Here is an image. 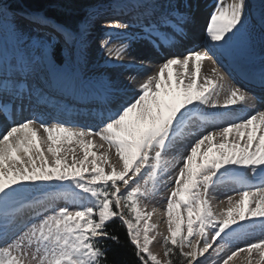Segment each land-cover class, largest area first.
<instances>
[{
  "label": "snow or ice",
  "instance_id": "1",
  "mask_svg": "<svg viewBox=\"0 0 264 264\" xmlns=\"http://www.w3.org/2000/svg\"><path fill=\"white\" fill-rule=\"evenodd\" d=\"M65 6L71 8L72 0ZM128 6L133 11L126 20L107 21L108 38L99 47L106 62L146 77L130 99L121 100V86L109 78L103 81L105 111L95 126L49 123L31 115L10 122L0 133V264H111L105 242L119 243V237L108 230L114 221L126 228L142 264H161L149 250V232L156 227L149 223L153 212L144 211L139 202L159 190L160 177L167 171L164 154L181 134L193 137L194 143L187 146L166 198L164 264H176L175 249L179 264H201L199 258L217 238L224 241L214 249L220 253L248 230L264 232V110L227 119L237 109L248 111L244 106L258 99L240 86L228 87L222 104L215 98L224 87L217 52L233 45L241 57L258 55L260 71L244 76L264 91V0L258 14L250 12L248 0H217L206 21L204 50L193 49L182 57L165 55L155 71L144 59L123 63L130 46L128 30L138 27L131 36L143 41L148 46L145 56L150 55L153 49L171 47L184 37L186 27L195 22L196 5L193 0H131ZM94 17L98 19V13H85L75 26L38 13L25 17L30 25L51 29L56 37L40 42L38 48L18 38L20 46L10 56L0 48V113L46 104L50 81L81 90L92 86L86 68L87 34L97 22ZM114 31L120 38L117 43L112 41ZM33 48L41 51L38 59ZM208 59L216 67L205 74ZM217 120H224L226 126L201 130ZM93 137L102 142V152L95 150ZM65 144L79 145L82 157L73 155L69 163L67 153L74 149H65ZM112 150L116 164L110 162ZM226 177L240 191L238 198L228 197L229 207L221 219L211 210L208 196ZM66 182L70 188L64 187ZM49 192L55 195L50 197ZM57 198L66 203H52ZM254 250L264 260V239L236 248L222 264L244 251L251 257Z\"/></svg>",
  "mask_w": 264,
  "mask_h": 264
},
{
  "label": "bare ground",
  "instance_id": "2",
  "mask_svg": "<svg viewBox=\"0 0 264 264\" xmlns=\"http://www.w3.org/2000/svg\"><path fill=\"white\" fill-rule=\"evenodd\" d=\"M179 2L183 3V0H179ZM0 3H2V0H0ZM131 3V0H116L113 3H107V4H98L93 7V12L98 13V19L97 17H94V19L100 20L98 27L95 28V31L88 32L89 35L87 36L88 41V64L86 71L92 80V86H90L86 90H81L80 88H70L65 86L62 83H57L54 81H50V87L56 86V88H59V91L62 92L63 90L67 92H71L74 96L68 95L66 96V103H59L57 107H66V108H60L61 110H64L65 113L68 115L63 116L62 113H53L49 111H44L41 108H38V110L31 109V115H40L42 119L45 121H48L49 123L53 122L54 120H60L64 121L69 125H80L76 124L74 120L77 119V117H81L84 119L85 122H88L91 118L93 120L99 121V114H94L91 117V112L85 113L83 109L87 106L88 103L93 101L90 94H95L98 96L96 103H98L99 109L104 112L105 111V91L103 88V81L108 80L111 78L115 83L119 84L120 87V93L119 98L121 100H128L132 97L134 94L135 88L139 83L143 82V79L146 77L144 76H137L135 72L127 71L125 68L121 67L119 63H108L107 57L105 55V51L102 50L99 45L100 42L106 38V33L109 31L107 28V31L104 32L103 37L98 39H92V37L95 35L96 31L99 29V24L106 22L113 18H118L120 20H126L128 18V14L133 11L132 8H130L128 5ZM193 3L196 5L195 9V22L193 24H190L185 29V35L182 39H179L175 42V44L168 48H162V49H153L151 51L150 55L145 56V50L148 47L143 41L137 40L132 38L131 34L137 32L139 29L137 26H133L131 29L128 30L129 32V43L130 46L128 48L127 54L123 57V63L127 64L130 60L136 59V60H145L146 65H151L150 71L158 70V65L163 62L164 56H179L182 57L184 54H187V52L191 51L195 47V38L201 39L202 42L208 43L206 34H205V27H206V21L208 18V14L213 10L215 4L217 3V0H193ZM224 3H231V0H224ZM248 6L250 12L253 14H258L259 11L262 8V0H255L254 2L248 0ZM92 11V10H91ZM90 11V12H91ZM13 14H6V21L3 24V26H0V48H2L6 55H11V52L14 47L20 46L18 43V38L20 41L27 42L28 46H32L28 42V39L31 38L34 40V32L37 30H40V28L30 25L28 23V20L25 18L28 16L25 12H20L16 10H11ZM28 26H32L29 28ZM92 27V26H91ZM101 27V26H100ZM105 28V29H106ZM52 31L51 29L45 28L44 31ZM21 32L23 35H21ZM98 33V32H97ZM56 35V33L54 32ZM28 35L30 36L28 38ZM40 37V35L35 36ZM120 38L116 34V32H113L112 35V41L113 43H117ZM35 42H38L35 44L38 48L39 41L35 39ZM37 48H33L32 55L36 57L37 59L41 56V51L37 50ZM217 56L219 59L220 64L226 65V66H236L239 65V63L244 60L248 59L250 61V65L253 69V72H259L262 65L260 63L259 57L253 56V57H241L238 54V49L235 45L231 47H226L225 49L217 52ZM213 66L208 67L207 74L211 73V69H213ZM240 67L236 70L241 71ZM68 70L71 71V66H68ZM234 71L233 73H236ZM135 77V79L132 80L131 83H129V78ZM239 86L242 88L247 89L250 93H252L255 97H257V100L250 101L247 105L244 107L248 109V111H237L230 116H227V119L236 120L237 118H243L249 114H252L255 110H264V91H262L259 87L255 86V82L251 81L249 79H246L244 76V73L242 75H237ZM228 79L224 78L223 82H227ZM227 88H221L219 91V95L215 98L222 104L225 98ZM55 94L53 92L48 93V102L45 104L47 109L53 110L52 106L48 103L52 100L50 99L55 98ZM59 98V97H58ZM68 102L70 105H68ZM42 105V106H45ZM110 107L114 108V105H111ZM207 111H214L211 109H208ZM220 112H224L225 110L223 108L219 109ZM20 112L12 111L8 114V120L6 118V115L3 113H0V133L5 131L6 127L9 125L12 121H22L26 117H30L31 115H21L19 116ZM105 114H107L105 112ZM82 119H80L81 122ZM196 123H199L197 118H193ZM84 122V124H85ZM90 123H86L83 126H92ZM225 125L224 120H217L215 121V124L209 123L204 129H201L202 131L211 130L213 127H223ZM38 127V126H37ZM194 130V129H193ZM41 135H43V132L41 130ZM97 145V151L102 152L104 149L99 148V145L102 143L99 138L93 137L92 138ZM229 140L231 142L232 136L229 137ZM191 143H194V138L189 137L185 134H181V137H178V141L174 148L169 150L164 154V160L167 161V171L163 173V175L160 177L159 181V190L155 192L154 194L150 195L148 198L141 197L139 202V207L142 208L144 211H146L147 207H152V209L147 210V212H153V215L149 218V223L156 225V227L153 230H157L159 234L156 237H153L151 243L153 246H158V241L156 238L164 237V234H168L167 232V223H166V217L164 216V208L166 206V198L171 191L172 186L174 185V177L176 172L179 170V167L182 166V158L184 155L187 154V146ZM65 149H74L73 151H69L67 153L68 156V162L71 163L73 155L77 159L82 157V152L80 151L79 145L77 144H65L63 145ZM104 148H107V145H104ZM91 159V157H89ZM110 162L116 164L117 157L115 156L114 150L110 152ZM169 165V166H168ZM90 167V165H89ZM105 171H108L107 165L104 166ZM243 171V170H242ZM229 176L232 175V173L228 174ZM171 177V179H170ZM246 177L250 182H255L254 177L251 174V172L246 173ZM150 183V182H149ZM55 186L53 185V188ZM240 187L235 184L232 180H226L225 182L217 187L211 195L208 196V199L210 202H212V208H214V204L217 208L220 209L219 212L213 213L217 217L223 218L222 212H226L227 208L229 207V201L228 197L232 196L233 199L235 197V193L232 191H239ZM218 191V193H216ZM223 191V192H221ZM215 192V193H214ZM29 195V194H26ZM51 197V195H49ZM53 196V195H52ZM212 197V199H210ZM214 197V198H213ZM56 199L52 201V203H55ZM58 200V198H57ZM56 200V201H57ZM145 208V209H144ZM222 215V216H221ZM142 227V225H141ZM257 231L256 233L254 231ZM255 230H248L244 235H242L238 239H233L229 243V246L224 249L223 252L218 253V255H213L215 253V250L209 249L208 253H205L203 257H200L201 264L203 263V260H205V257L211 258L205 261V264L210 262L211 260L214 262V264H219L220 259H223L226 257V255L230 254L231 251H234L236 248L244 247L247 243L256 242L260 239H264V237H259L256 234H260L261 236H264V232H261L259 229ZM151 238V237H150ZM220 238H217V243ZM195 242V241H194ZM216 244V243H215ZM213 244V247L214 245ZM213 255V256H212ZM259 258L258 252L255 250L253 251L251 257L249 256L247 251L240 252L237 254V256L233 257L231 261H229V264H249V260L254 261V264H256L255 260ZM211 263L213 264V262ZM264 262V260H261ZM262 262V264H264ZM222 263V262H221ZM253 264V263H252Z\"/></svg>",
  "mask_w": 264,
  "mask_h": 264
},
{
  "label": "trees",
  "instance_id": "3",
  "mask_svg": "<svg viewBox=\"0 0 264 264\" xmlns=\"http://www.w3.org/2000/svg\"><path fill=\"white\" fill-rule=\"evenodd\" d=\"M97 1L99 0H72L71 8L65 6L67 0H5L4 2L14 9L39 11L58 23L75 26L86 7ZM59 50L60 45L57 44V51ZM108 230L119 237V243L110 240L105 242L111 264H142L134 255V246L128 242L126 228L121 226L119 221H114L108 225ZM175 252L173 259L176 260V264H179V249H175Z\"/></svg>",
  "mask_w": 264,
  "mask_h": 264
},
{
  "label": "rangeland",
  "instance_id": "4",
  "mask_svg": "<svg viewBox=\"0 0 264 264\" xmlns=\"http://www.w3.org/2000/svg\"><path fill=\"white\" fill-rule=\"evenodd\" d=\"M116 0H107L106 2L105 1H98V2H95L94 4H92L91 6H88L87 8H86V10H84L82 13H81V17H80V19H82L83 17H84V15H85V13H89L91 10V12H93V7L94 6H96V5H98V4H107V3H113V2H115ZM21 12H22V10H21ZM24 12V11H23ZM7 13H9V14H13V12H11V10H10V7L9 6H6L5 4H3V14L2 15H0V26L2 25L3 26V24L5 23V21H6V14ZM98 22V21H97ZM96 24V23H95ZM94 24V25H95ZM94 25L90 28V31L92 30L93 31V28H94V30H95V27H94ZM29 28H31L32 26H28ZM33 28V27H32ZM34 29V28H33ZM45 29V28H44ZM44 29H41L40 28V30H37L36 32H34V34H33V36H34V40H32L31 38H29L30 36L28 35V42L30 43V44H32V46L33 45H35V44H37L38 42H35V39H37V41H39V43L40 42H47L48 40H49V38H50V35L49 34H47V31L45 32L44 31ZM38 35H40V37H35V36H38ZM53 42H55V40H53ZM35 43V44H34ZM60 45V44H59ZM32 46H29V47H32ZM60 47H61V45H60ZM169 166V165H168ZM150 182V181H149ZM141 183L143 184V180L141 181ZM55 186V185H54ZM64 187L65 188H70V185H68L67 184V182L65 183V185H64ZM78 191V190H77ZM240 191V190H239ZM221 192H223V191H221ZM233 193H237L238 191H232ZM215 193V192H214ZM216 193H218V191H216ZM30 195H32V196H40L41 194H39V193H31ZM48 195H55V193L54 192H49L48 193ZM211 195V194H210ZM144 198V197H143ZM148 198V197H147ZM214 198V197H213ZM236 198H238L236 195H235V197H234V199H236ZM141 199V198H140ZM210 199H212V197L210 198ZM57 200V199H56ZM54 201L55 203L54 204H57V205H61V206H63L65 203H66V201L64 200V199H62V198H58V200L57 201ZM214 204V208H212L213 206H212V202H210V207H211V210L212 211H216V212H219L220 211V209H218L217 208V203H216V206H215V203H213ZM145 209V208H144ZM149 209V211H150V209H152V207H147L146 206V211ZM148 211V212H149ZM222 214H223V212H222ZM224 215V214H223ZM222 216V215H221ZM219 218H221V217H219ZM222 219V218H221ZM141 225H142V223H141ZM255 233L257 232L256 230L254 231ZM159 234V232L157 231V230H151L150 232H149V237H151L150 238V240L152 241V239H153V237H156L157 235ZM166 235H168L167 233L166 234H164L163 236H166ZM257 236H259V237H264V236H261L260 234H256ZM156 240L158 241V246L156 245V247L155 246H153L152 245V243H150V245H149V250L154 254V255H156L157 256V258L161 261V264H164V261L167 259L165 256H164V251H165V249H164V247H163V237H161V238H156ZM193 240L195 241V238H193ZM209 240H210V237H209ZM211 242V241H210ZM222 243H224V241H221V239H219L218 240V243L216 242V244L214 245V247H213V251H214V249H216V245L217 244H222ZM202 246V245H201ZM185 251H187V248H185L184 249ZM213 255H218V252L217 251H215V253H213ZM212 255V256H213ZM211 258V255H210V257L208 256V257H205V260H203V263L205 264V261L206 260H208V259H210ZM258 260H260V258H258L257 260H255V262L256 261H258ZM212 261V260H211ZM211 261L210 262H208L207 264H212L211 263ZM149 262H151V261H149ZM213 262V261H212ZM220 263L219 264H222L221 262H222V259H220V261H219ZM262 262L263 261H261L260 260V264H262ZM252 263L254 264V261H252ZM264 263V262H263ZM213 264H214V262H213Z\"/></svg>",
  "mask_w": 264,
  "mask_h": 264
}]
</instances>
